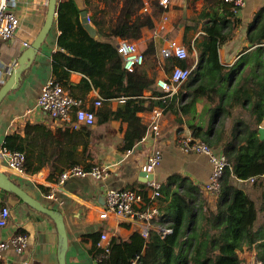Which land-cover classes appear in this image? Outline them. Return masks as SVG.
<instances>
[{"label":"trees","instance_id":"obj_1","mask_svg":"<svg viewBox=\"0 0 264 264\" xmlns=\"http://www.w3.org/2000/svg\"><path fill=\"white\" fill-rule=\"evenodd\" d=\"M100 1L116 11L119 8L117 22L113 28L102 32L104 38L91 36L83 26V9L76 0L60 1L57 24L61 31L58 44L62 50L53 53L54 79L66 88L70 72L79 71L92 86L100 89L105 100L102 106L93 105L91 109L101 121L119 119L128 123L122 151L134 148L148 130L140 112L160 106L165 112L179 109L188 115L195 113L196 103L207 95L211 101L202 99L204 110L199 115L204 120L206 114L208 121L192 124L191 129L196 137L216 151H222L228 160L214 207L189 177L171 175L162 184L161 191L173 182L179 189L174 192L168 212L163 216L169 222L162 221L159 225L172 228V232L163 237L160 231L152 230L148 241L138 232L127 240L115 236L110 241L111 252L106 261L129 264L132 257L141 254L138 264H249L238 251L254 246L257 252L254 264H264V140L259 137L264 119V6L257 10L247 28L249 44L243 47L238 64L226 69L219 62L218 50L233 38L240 21L230 4L223 0H206L207 6L198 19L184 28L185 41L190 30L204 32L200 35L201 41L196 42L199 56L196 74L181 85L176 95L163 98L165 93L156 86L157 74L150 75L145 65L133 73L126 72L112 37L119 34L135 41L141 39L169 7L153 0L152 11L143 13L141 0H122L120 7V0ZM85 2L89 4L92 0ZM143 52L146 63L157 61L167 73L176 65L189 67L192 64L191 59L176 57L161 61L156 41L150 42ZM249 55L252 57L247 69ZM148 91L150 95L146 94ZM120 97H125V101L112 109L110 102ZM235 103L241 109L234 110ZM18 140L17 134L8 135L4 146L21 151ZM27 170L30 171L28 165ZM252 178L253 188L263 189L261 205L239 186V181ZM39 187L48 191L43 185ZM97 241L98 238L91 246L96 260L103 254Z\"/></svg>","mask_w":264,"mask_h":264},{"label":"crops","instance_id":"obj_2","mask_svg":"<svg viewBox=\"0 0 264 264\" xmlns=\"http://www.w3.org/2000/svg\"><path fill=\"white\" fill-rule=\"evenodd\" d=\"M60 1L58 0V5ZM85 1L76 0L81 9L88 10L90 23L97 30L94 37L104 38L102 32L115 26L119 8L116 11L100 0H92L89 4ZM48 3L49 0H18L17 12L21 19V26L16 32V37L11 39L4 48L1 63L3 67L11 71L10 63L18 60L27 48L23 43L31 44L34 41L45 22ZM176 5H186L187 17L192 16L191 21H187L189 24L195 22L207 6L206 0H173L169 11ZM192 5H196L197 10L190 9ZM120 6H122V0H120ZM262 6H264V0H246L244 7L236 14L240 23L235 27V35L231 40L222 44L218 50L219 62L226 69H231L238 64L239 58L243 55V47L249 44L246 38L247 28L257 10ZM220 8L221 6L217 7V10L219 11ZM172 14L174 16V12ZM161 16L156 24L160 22ZM171 23L172 17L169 18L167 30L162 32L163 35L166 32L169 36ZM152 31L153 29L148 30L141 39L137 40L142 50L150 42L156 41ZM60 33L56 18L54 26L35 55L32 64L23 71L18 87L12 89L1 102L0 147L8 135L17 134L19 136L17 146L25 153V165L29 166L30 171L28 172L26 165L27 175L25 177H20L8 169L6 173L10 179L42 204L62 212L69 237L66 252L67 264H96L91 246L102 232L108 234L109 241L115 236L121 240H127L132 234L138 232L139 228V221L133 218L121 219L113 214L105 219L100 217L105 208L107 190L109 188H146L147 194L150 195L151 190L143 183L140 173L147 157L155 149H161L163 156L161 165L155 171V180L161 185L167 182L169 176L176 174L189 177L202 190L210 180L212 164L209 157L206 154L183 151L178 139L182 134L192 131V124L208 121L206 114L203 115L204 120L199 114L204 110L202 99L211 101V98L207 95L202 96L201 101L196 103L195 113L188 115L183 114L179 109L169 112L163 110L158 134L152 130L151 126L153 110L140 112L139 115L148 125V130L134 148L122 151L121 147L128 129L126 121L119 119L101 121L97 116L93 125L74 130L70 122L55 119L48 112L36 108L37 98L43 86L49 78L56 77L53 53L62 50L58 44ZM203 33L201 30H190L186 41L183 30L174 36L187 46H191V59L192 61L198 60L188 81L194 78L199 65L196 42L201 41L200 35ZM162 42L161 38L156 41L158 56ZM251 57L252 55L248 56L247 69L250 67ZM160 75H163V71H160L157 77ZM3 84H0V87ZM225 84L226 81L223 82V85ZM65 89L69 94L83 98L87 107L90 108L93 107L97 97L102 96L100 89L92 86L89 79L79 71L70 72ZM150 93L151 91H148L146 94L150 95ZM103 99L105 100L104 97ZM118 99L110 102L112 109H116L123 103ZM238 109H241V106L235 103L234 110ZM261 126H264V119ZM76 165L86 170L100 166L106 168L108 174L102 178L90 175L70 176L64 184L58 185L55 180L59 174ZM253 184L254 178L239 181L240 188L250 192L258 200V205H261L263 189L260 186L253 188ZM40 185L48 188V191L42 190ZM178 189L179 186L173 182L156 199L160 214L153 220V230L158 231L162 227L159 224L169 222L163 216L168 212L167 207L174 198V192ZM51 190L56 193L55 200L47 197ZM202 195L211 202L210 195L204 190ZM188 199L190 200V196ZM1 205H9L12 213L8 225L0 229V242L9 239L14 234L21 233L20 230L31 237V242L29 248L22 253H17L13 247L6 249L3 252L5 258L0 259V264L5 262L8 264H60L61 237L54 219L33 208L12 191L0 189ZM162 221L163 223H160ZM238 254L249 264L257 261L254 246L239 250Z\"/></svg>","mask_w":264,"mask_h":264},{"label":"built area","instance_id":"obj_3","mask_svg":"<svg viewBox=\"0 0 264 264\" xmlns=\"http://www.w3.org/2000/svg\"><path fill=\"white\" fill-rule=\"evenodd\" d=\"M143 2L141 12L149 13L154 5L153 0H141ZM163 7H170L173 0H155ZM230 4L234 12L238 14L244 7L246 0H223ZM18 0H0V84H3L7 76H9L17 64V60L11 62V71L1 65L4 55V48L11 39L16 37V32L21 26V19L17 12ZM169 16L164 12L161 20L153 28V38L158 41L162 39L159 50V59L161 61L176 57L178 59H191L192 53L189 47L180 39L164 35L162 32L167 30V22ZM117 52L123 59L124 69L128 73L135 72L138 68L145 65L146 56L139 47L137 41L126 38L122 35H113ZM24 46L28 47L29 42H24ZM192 60V59H191ZM197 59L192 61L189 67L180 65L174 66L169 73L163 70V75L156 78V86L165 93L163 98L172 97L178 93L180 86L187 81L197 65ZM159 96H156V98ZM120 102L125 101V97L118 99ZM103 97L98 96L94 101L95 107L103 104ZM36 108L48 112L53 118L68 121L74 130H78L83 126H91L96 122L95 112L87 107L83 98L73 96L68 93L65 87L57 82L54 78H49L43 86L40 95L37 98ZM163 108L156 106L153 109L152 130L157 134L160 131V121L163 116ZM180 147L185 152H194L206 154L212 164V172L210 180L204 185L203 190L210 195L211 206H215L221 192V178L224 170L228 165L226 155L222 151H216L206 141L196 137L192 131L184 133L178 139ZM163 156L161 149H155L146 160L143 170L147 172H155L161 165ZM26 156L22 151L10 150L4 144L0 147V167L10 170L20 177H25ZM108 173L106 168L94 166L91 170H86L82 166H71L62 171L56 183L64 184L70 176H93L102 178ZM151 190V194H147L145 189L131 188H109L105 194V208L100 214L101 218H108L111 214L118 218H133L139 221L138 232L146 241L150 238V232L154 229L153 220L160 214V209L156 203V199L162 195V185L159 181L152 179L143 182ZM146 192V195L144 194ZM47 197L56 199V193L51 190ZM11 207L9 205L0 206V229L5 228L11 217ZM161 235L172 232L170 227H161ZM31 237L25 233H17L9 239L0 242V259L5 258L3 252L9 247H13L17 253H22L30 246ZM97 246L102 248L103 254L96 260V264H109L106 260L111 252L108 234L102 232L97 241ZM141 254H136L130 259L129 264H138ZM258 263H260L258 261ZM1 264H8L7 262Z\"/></svg>","mask_w":264,"mask_h":264},{"label":"water","instance_id":"obj_4","mask_svg":"<svg viewBox=\"0 0 264 264\" xmlns=\"http://www.w3.org/2000/svg\"><path fill=\"white\" fill-rule=\"evenodd\" d=\"M57 9L58 0H49L47 16L40 32L38 33L34 41L19 56L17 64L13 68L11 74L8 76L5 83L0 87V104L12 89H16L18 87L19 82L22 78L23 71L32 64L35 55L39 51L41 45L43 44L50 30L55 24V20L57 18ZM81 18L83 26L88 30L90 35L94 37L97 34V30L90 23L88 10H82ZM259 137L264 140V126H261L259 129ZM140 175L143 181L155 179V172H147L142 170ZM0 189L12 191L30 206L39 210L40 212L49 215L54 219L55 223L57 224L59 235L61 237L59 261L60 264H67L66 252L69 246V237L62 212L54 208L45 206L44 204H42V202L31 196L20 185L10 179V177L6 173V169L2 167H0Z\"/></svg>","mask_w":264,"mask_h":264},{"label":"rangeland","instance_id":"obj_5","mask_svg":"<svg viewBox=\"0 0 264 264\" xmlns=\"http://www.w3.org/2000/svg\"><path fill=\"white\" fill-rule=\"evenodd\" d=\"M192 10H197L196 9V5L195 6H190ZM187 7L186 5H176L172 8H170V11L168 13L169 18L172 17V23L170 26V31H169V36L170 37H174L176 33L180 32V31H184L185 25L187 24V21H191L190 19L192 18V16L189 18L187 17V13H186ZM171 12V13H170ZM174 12V16L173 13ZM173 17L175 19H173ZM174 20V22H173ZM189 23V22H188ZM145 66L149 69V74L153 75V74H159L160 71L162 70V66L160 64H158V62L156 61H152L150 63H146Z\"/></svg>","mask_w":264,"mask_h":264}]
</instances>
